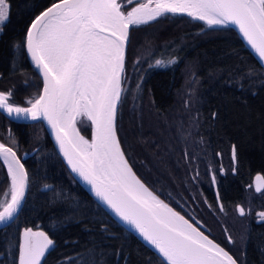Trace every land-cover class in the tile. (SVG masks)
<instances>
[{"label":"trees","instance_id":"16d2710c","mask_svg":"<svg viewBox=\"0 0 264 264\" xmlns=\"http://www.w3.org/2000/svg\"><path fill=\"white\" fill-rule=\"evenodd\" d=\"M53 1L8 0L9 18L0 32V91L11 90L9 102L16 106H29L28 101L41 90L40 79L23 53L24 32L29 21ZM131 5L122 10L126 12ZM130 30L139 34L132 37L130 52H126L125 92L117 112V136L133 171L154 194L165 201L155 184L144 182L136 173L134 162L139 165L146 154L153 159L152 164H162L166 170L182 165L173 130L193 127L192 116L185 114L188 112H217L209 127L211 135L227 146L220 148L227 151L228 145L234 144L237 158L264 163V70L240 44L232 28L209 27L185 14H168L148 24L130 26ZM160 47L173 48L170 55L178 57V86L171 85L167 75H152L149 85L139 82L145 66L142 59L150 55L151 49ZM90 132L91 126L86 124L79 131L88 139ZM0 142L15 150L29 174L22 208L0 229V252L8 258L6 264L14 263L10 260L15 258L17 233L24 226L40 227L54 241L41 264H165L71 178L40 121L15 123L0 113ZM6 171L0 161V201L10 199ZM48 184L49 188L41 190ZM159 184L173 191L185 186L173 181ZM186 186L197 187L189 182ZM102 223L107 226L106 232L101 230ZM241 251L245 253L242 264H264V228L252 232L242 242Z\"/></svg>","mask_w":264,"mask_h":264},{"label":"snow or ice","instance_id":"6c2138e0","mask_svg":"<svg viewBox=\"0 0 264 264\" xmlns=\"http://www.w3.org/2000/svg\"><path fill=\"white\" fill-rule=\"evenodd\" d=\"M126 3L131 5L133 0ZM136 3V7L125 12L120 0H54L35 16L26 33L27 52L42 74V92L28 101L30 107H20L9 102L11 90L0 91V109L9 115L47 120L71 171L91 185L95 196L121 221L154 246L167 264H238L225 248L209 239L200 227L161 200L137 177L117 136L116 119L125 92L122 84L130 26L148 24L168 14H187L209 27L234 24L264 61V0ZM8 18V0H0V32ZM177 62L178 57H170L167 61L156 59L148 66L163 67ZM79 116L91 121V140L77 130ZM217 116V112L211 113L212 119ZM0 157L10 178V199L0 201V223H6L15 218L22 206L29 174L13 148L0 143ZM232 160H237L235 145ZM219 171L224 172L222 167ZM256 179L264 182L262 176ZM211 180L216 183L215 173ZM262 187L264 183H257L256 191ZM220 210L223 211L222 204ZM237 212L240 216L246 214L239 205ZM257 215L264 220V211ZM101 230L107 231L103 223ZM224 231L227 234V229ZM227 240L233 243L231 235ZM53 244L44 231L25 228L19 244V264H41V258ZM115 254L119 256L120 251Z\"/></svg>","mask_w":264,"mask_h":264},{"label":"flooded vegetation","instance_id":"af4514ba","mask_svg":"<svg viewBox=\"0 0 264 264\" xmlns=\"http://www.w3.org/2000/svg\"><path fill=\"white\" fill-rule=\"evenodd\" d=\"M120 2L122 1L120 0ZM138 34V31L130 30V42L126 47L127 52H130L132 37ZM172 50L173 48L166 47L151 49L150 55L142 59L145 66L142 73L143 79L140 77L139 82L142 81L144 84L149 85L151 82L149 78L152 75H167L171 85L178 86V76H180L179 60L176 64L170 66L153 68L148 66L155 62L157 59L155 56L160 51H166L162 55L160 54V59L167 61V59L173 57L170 55ZM127 61L130 65L129 58ZM185 114L192 116L194 120L193 127H176L173 130L175 132L173 140L177 142V157L182 156V165L179 164L176 170H166L167 168H164L162 164H158L159 166L152 164L150 160L153 159L151 157L148 159V155L145 154V157L142 155L144 158L140 160L139 165L134 162L136 173L142 177L144 182L155 184L160 194L163 195L165 203L200 227L201 231L225 248L230 255L242 264L243 259H245V253L240 252L242 242L245 243L252 232L264 228V220H260L257 215V213L264 211V187L259 192L254 189V186L257 187V183H264L258 182L256 179L257 176L264 177V163L260 160L256 161V159L246 161L239 157L234 163L231 160L230 150L234 144L228 145L229 151H226V144L221 145L219 143L220 139L211 135V131H213L209 127L212 119L211 113L204 110V112L194 111ZM220 146L225 149H221ZM179 148H182L184 153L182 151V154L179 153ZM186 151L188 153L187 157L185 156ZM221 167L224 170L223 174L219 171ZM153 168H156L155 172H152ZM233 168H235V172H233ZM213 173L216 175L215 190H213L214 186L211 182ZM166 181L181 182L185 185L184 189H178L177 191L165 189L159 183ZM187 182L194 183L197 187L190 189L189 186H186ZM233 185H235V188L230 189ZM221 204L223 205V211L220 210ZM237 205L245 209L246 214L244 216H240L237 212ZM25 228L31 227L24 226L18 230L19 239L16 240L17 245L13 249L15 258L10 260H14L13 264H18L19 244ZM32 229L33 231H41L40 227H33ZM225 229H227V234L224 231ZM228 235H231L233 243L228 242ZM7 260L8 258L0 252V264H6Z\"/></svg>","mask_w":264,"mask_h":264},{"label":"water","instance_id":"95a60500","mask_svg":"<svg viewBox=\"0 0 264 264\" xmlns=\"http://www.w3.org/2000/svg\"><path fill=\"white\" fill-rule=\"evenodd\" d=\"M53 2H54V1H53ZM48 6H50V4H49ZM48 6H46V7H48ZM46 7H45V8H46ZM133 7H134V5H133ZM45 8H43V10H44ZM43 10H41V11H43ZM129 10H130V9H128L127 11H129ZM41 11H39V12L37 13V15H38ZM127 11H126V12H127ZM185 15H186V14H185ZM186 16H188V15H186ZM188 17H189V16H188ZM34 18H35V17H34ZM34 18H33V19H34ZM31 21H32V20H31ZM31 21H29V23H28V27L30 26ZM228 26H229L230 28H232L234 34L237 35L240 44L243 45V46L248 50L247 52L252 56L253 59H255V62L257 63V65H259V66L262 68V70H264V61H261V59L258 57V55L254 52V50L248 45L247 41L245 40V38L243 37V35L240 33L238 26H236V25H234V24H228ZM28 27H27V29H28ZM27 29H26L25 32H24V35H25V36H24V41H23V46H24V52H23V53H24V56H26L27 63H28V65L32 68L33 73L35 74V76H38V78L40 79L39 84H40L41 90H40L39 93H41V92H42V89H43V79H42V74H41L40 71L36 68L34 62L31 60L30 54L27 52V48H26V33H27ZM129 35H130V31H129ZM126 52H127V51H126ZM125 57H126V53H125ZM124 75H125V72H124ZM122 85H123V84H122ZM29 105H30V104H29ZM17 106H19V105H17ZM20 107H24V106H20ZM0 113L3 114V116H4L5 119H9V120H11V121H14L15 123H18V122H24L25 124H28V123H30V122H35V123H36V122L40 121L41 124H42V127L46 130V136H47V138H49V141H50L51 146L55 149V151H56V153H57V154H56L57 157L63 162V166L68 170L69 175L71 176V178H74V180L78 183L79 187L82 188V189H84V190L88 193L89 197H90L91 199L95 200V201L98 203V205L103 209V211L107 213V215H108L109 217L113 218V220H114L115 222H118V224H119L120 226H122L126 231H129L130 234H131L132 236H134L135 239L139 240V241L141 242V244L145 246V248L150 249V250L156 255L157 258H161V259L165 262V264H167V262H166V261L163 259V257L159 254L158 250H156V249L154 248V246H151V245L148 244L145 240H143V238L138 234V232H137L134 228H132L131 225H128V224H126L125 222L121 221V220L115 215V213H114V212H113V211H112V210H111L106 204H104L102 201L99 200L98 197L95 196L94 192L91 190V185H89L88 183H86L85 181H83L82 178H80V177L78 176V174L73 173V172L71 171L70 167H69L68 164H67V161H66L65 157H64L63 154L60 152L59 144H58V142H57L56 139H55V134H54V132L52 131L50 125H49L48 122H47V120H45V119L32 120L30 117H29V118H25V117H23V116H17V115L14 114V113L11 114V115H9V114H8L6 111H4L3 109H0ZM116 120H117V119H116ZM89 125L91 126V132H90V135H89V136H90L89 140H91V138H92V131H93V128H92L91 122H89ZM116 126H117V124H116ZM76 128H77V126H76ZM0 143H1V142H0ZM230 150H231V160H232V146H231ZM14 151H15V150H14ZM17 156H18V155H17ZM0 161L3 163V165H4V169H5V171H6V165H5L4 161H2L1 158H0ZM21 163H23L22 160H21ZM6 172H7V171H6ZM7 176H8V174H7ZM137 177H138V176H137ZM138 178H139V177H138ZM7 179H8V182H10L9 177H7ZM139 179H140V178H139ZM140 180H141V179H140ZM141 181H142V180H141ZM211 182H212V180H211ZM212 184H213V183H212ZM48 186H49V184H48ZM213 186H214L213 190H215V188H216V184H213ZM46 188H49V187H45V185H44V186H42L41 190H42V189H46ZM148 188H149V187H148ZM149 189H150V188H149ZM254 189L256 190V187H255V186H254ZM150 190H151V189H150ZM9 192H10V188H9ZM26 193H27V191H26ZM26 193H25V197H26ZM161 200H162V199H161ZM23 203H24V202H22V205H23ZM169 206H170V205H169ZM170 207H171V206H170ZM21 208H22V206H21ZM21 208H20V209H21ZM20 209H19V210H20ZM19 210H18V212H19ZM18 212H17V214H18ZM17 214H16V215H17ZM11 221H12V220H10V221H8V222H6V223H0V228H2L3 226H5L6 224L10 223ZM22 233H23V232H22ZM205 235H206V234H205ZM209 239H212V238H209ZM212 240H213V239H212ZM21 241H22V239H21ZM214 242H215V241H214ZM52 246H53V245H52ZM52 246H50V248H52ZM221 247H222V246H221ZM42 258H43V257H42ZM42 258H41V259H42ZM18 264H19V260H18Z\"/></svg>","mask_w":264,"mask_h":264},{"label":"rangeland","instance_id":"374dc122","mask_svg":"<svg viewBox=\"0 0 264 264\" xmlns=\"http://www.w3.org/2000/svg\"><path fill=\"white\" fill-rule=\"evenodd\" d=\"M122 1V3L124 4V5H126V2H123V1H126V0H121ZM133 1H136V0H133ZM139 2L140 3H146L147 2V0H139ZM128 5V4H127ZM134 5V4H133ZM133 5H131V6H129L128 8H127V10L128 9H130L131 10V8L133 7ZM137 6V4H135L134 5V7H136ZM129 10V11H130ZM187 15V14H186ZM204 24H206L204 21H202ZM217 26H219V25H217ZM135 27V26H134ZM166 51H160L159 53H158V55L157 56H155V57H157V59H160V57H161V55H162V53H165ZM161 54V55H160ZM154 57V56H153ZM156 59V58H155ZM124 77H125V75H124ZM147 98L148 97H146L145 96V98H144V105H146L148 102H147ZM29 106H31V105H29ZM28 105H27V107H29ZM147 106V105H146ZM133 115V114H132ZM132 115H130L131 117H132ZM85 121V123H84V121ZM89 122H91L90 120H88L87 119V117L86 116H79V117H77V123H76V126H77V130L78 131H80V129H81V127H83L84 126V124H86L88 127H89ZM83 125V126H82ZM6 169H7V166H6ZM160 198V197H159ZM9 199V198H8ZM161 199V198H160Z\"/></svg>","mask_w":264,"mask_h":264},{"label":"bare ground","instance_id":"6f19581e","mask_svg":"<svg viewBox=\"0 0 264 264\" xmlns=\"http://www.w3.org/2000/svg\"><path fill=\"white\" fill-rule=\"evenodd\" d=\"M30 107V106H29ZM15 114V113H14ZM83 136V135H82ZM85 139H87V140H89L87 137H85V136H83ZM1 159H2V161H3V158L2 157H0ZM146 186V185H145ZM147 187V186H146ZM150 190V189H149ZM150 191H152V190H150Z\"/></svg>","mask_w":264,"mask_h":264}]
</instances>
